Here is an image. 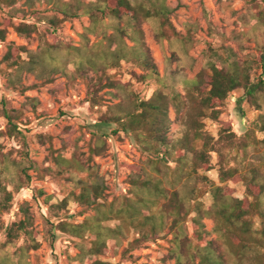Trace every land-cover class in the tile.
<instances>
[{
	"label": "rangeland",
	"instance_id": "rangeland-1",
	"mask_svg": "<svg viewBox=\"0 0 264 264\" xmlns=\"http://www.w3.org/2000/svg\"><path fill=\"white\" fill-rule=\"evenodd\" d=\"M166 2L174 8L169 16L172 29L165 27L169 39L157 37L159 25L155 20L141 24L145 44L155 61L161 82L136 79L132 72L140 74L143 70L125 60L114 67L98 64L97 71L89 69L78 76L70 57L64 52L66 48L88 53L100 50L95 42L102 35L86 31L90 26L88 16L63 19L52 29L45 18H62V15L52 11L51 4L45 1L16 0L14 8L5 5L0 8V28L5 29V39L0 40V112L2 101L8 108L17 110L19 129L18 133L9 136L7 121L0 115V170H5L3 183L12 193L10 208L0 217V264L88 263L89 235L82 238L70 232L64 224L80 223L84 218L92 217L95 207L79 203L73 194L79 192L82 181L95 177L105 186L103 197L98 199L100 203L126 195L130 188L129 177L138 171V166L146 158L134 134L123 131L116 120L107 118L118 102L126 104L131 92L148 99L159 91L168 102L170 138L176 140L188 132L189 119L194 115V103L188 99L183 81L193 79L205 69L207 60L214 57V50L222 45L231 47L240 58H253L260 51L264 56V25L258 24H263L258 15L264 11V0ZM15 10L24 14L25 22L36 25V31L28 37L19 35L14 29L21 18L15 15ZM188 33L190 38L184 42L183 37ZM106 34H113V31L107 29ZM124 41L131 44L127 38ZM10 42L26 50L20 52L23 60L40 53L46 44L55 45L65 69L58 68L44 76L38 70L26 68L16 73L2 61ZM115 45H119L118 40ZM46 63L51 64L49 60ZM261 70L260 66L254 65L251 79ZM99 76L102 83L108 79L115 86L98 90V103L91 105L87 97L88 82L97 83ZM173 91L182 95L183 104L171 99ZM241 94V89L228 94L219 107L221 112L216 120L207 117L200 120L203 134L210 137L212 143L218 137L222 122L230 123L237 136L236 147L246 148L245 158L236 157V147L226 148L217 143L215 146H221V154L211 151L210 169L198 170L199 175L206 176L211 182L228 187L231 195L237 198L248 196L246 184L242 179L221 181L220 164L227 168L238 162L245 170L257 165L264 179V131L260 121V114L264 119V102L259 100L261 106L257 108L246 100L239 101ZM3 154L6 157L1 160ZM75 161L81 162L84 169H78ZM15 162H22L27 167L26 175L17 171ZM175 164L172 159L169 161L171 167ZM196 185L201 190L199 200L209 205L212 197L208 184ZM39 190L43 193L40 194ZM65 198L69 200L63 208L59 207L58 203ZM248 198L252 200L250 196ZM22 204L31 217V223L25 228L30 233L20 231L8 241L6 228L24 217L20 211ZM252 219L253 228L258 230L260 218L253 216ZM102 224L114 227L117 220H106ZM204 224L210 232L208 238L216 237L212 221L204 219ZM134 234L131 231L117 250L96 257L105 264H175L168 255L170 233L162 231L158 238L124 252L127 242L136 236Z\"/></svg>",
	"mask_w": 264,
	"mask_h": 264
},
{
	"label": "trees",
	"instance_id": "trees-1",
	"mask_svg": "<svg viewBox=\"0 0 264 264\" xmlns=\"http://www.w3.org/2000/svg\"><path fill=\"white\" fill-rule=\"evenodd\" d=\"M38 1L51 4L50 9L62 15V18H45L52 29L63 19L88 16L90 26L86 31L102 35L95 42L99 51L88 53L77 48L65 49L64 53L70 57L69 61L78 76L89 69L97 71L98 64L114 67L125 60L143 70L140 74L132 72L136 79L161 82L155 61L145 44L141 24L155 20L159 25L157 37L168 38L165 27L172 29L169 16L174 8L166 0ZM15 4L16 0H0V8L2 5L14 8ZM15 11V15L21 18L14 29L19 35L28 37L36 31V25L25 22L24 14L20 10ZM258 17L263 23L258 24L263 26L264 11ZM107 29H111L113 34L107 35ZM124 38L129 39L131 44L127 45ZM189 38L188 33L183 41L186 42ZM4 39L5 29L0 28V40ZM117 40L119 45H115ZM25 51L10 42L2 61L7 67L14 68L16 73L26 68L29 71L38 70L44 76L58 68L65 69L60 51H57L55 45L46 44L40 53L29 56L28 60L21 59L20 52ZM214 51V57L207 60L205 69L193 79L183 81L186 95L194 103V115L189 119L188 132L181 138H170L168 102L159 91L148 99L131 92L126 104L118 102L112 108V115L107 118L116 120L123 131L134 134L146 158L138 166V171L129 177L130 188L126 195L108 203H100L98 199L103 197L105 186L95 177L82 181L79 192L73 194L74 200L79 203L95 207L92 217H86L80 223L64 224L69 227L66 228L70 232L82 238L89 235L91 247L87 251V264H105L96 255L117 250L131 231L136 236L127 242L124 252L158 238L165 231L171 234L168 255L174 259L175 264H264V179L259 174V166L253 165L248 170L243 169L238 162L227 168L223 164L219 166L220 180L242 179L246 184V193L252 200L248 196L233 197L228 187L217 185L206 176L198 174L199 169H210L211 151L221 154V146L218 148L215 144L233 148L237 142L230 123L222 122L218 137L212 143L211 138L203 134L200 119L207 117L216 120L221 112L219 107L235 89L242 90L239 101L246 100L259 108V100L264 102V56L260 51L253 58H240L231 47L222 45ZM46 60L51 64L46 63ZM254 65L260 66L262 70L252 80ZM88 86V100L91 105H96L98 90L114 87L115 84L108 79L102 83L99 76L97 83L88 82ZM171 99L179 105L184 103L182 95L176 91L172 92ZM0 113L7 121V134L11 136L14 132L18 133L17 110L8 108L2 101ZM260 121L264 131L262 114ZM236 148V157L241 156L243 160L246 148ZM5 157L6 154H3L1 160ZM171 159L176 163L173 167L169 165ZM74 165L78 169H84L79 161H75ZM15 167L18 172L26 175L27 167L22 162H15ZM5 176V170H0V217L9 210L12 200L11 191L3 183ZM205 182L212 197L209 205H204L199 200L201 190L196 185H204ZM39 193H43L42 190ZM68 200L63 199L58 206L63 208ZM20 211L24 217L6 228L8 241H12L20 231L30 233L25 230L31 223V217L24 204L20 205ZM253 216L260 218L261 227L258 230L253 228ZM111 219L117 220L114 227L102 224ZM204 219L212 221V231L216 233V237L208 238L210 232L205 228Z\"/></svg>",
	"mask_w": 264,
	"mask_h": 264
}]
</instances>
